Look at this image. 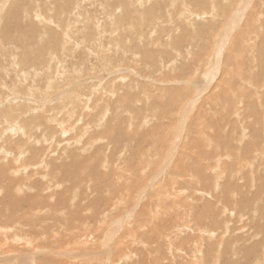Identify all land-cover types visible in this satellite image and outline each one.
<instances>
[{
	"label": "rangeland",
	"instance_id": "rangeland-1",
	"mask_svg": "<svg viewBox=\"0 0 264 264\" xmlns=\"http://www.w3.org/2000/svg\"><path fill=\"white\" fill-rule=\"evenodd\" d=\"M239 3L0 0L10 264H264V0Z\"/></svg>",
	"mask_w": 264,
	"mask_h": 264
},
{
	"label": "bare ground",
	"instance_id": "bare-ground-1",
	"mask_svg": "<svg viewBox=\"0 0 264 264\" xmlns=\"http://www.w3.org/2000/svg\"><path fill=\"white\" fill-rule=\"evenodd\" d=\"M243 2H244V0H242V4H240L239 6H238V9L234 12V13H232V14H234V15H232V18L234 19V17H237L238 16V14H239V12H240V10H241V8H242V6L244 7V4H243ZM214 9H213V11L214 10H216L217 9V5H214V7H213ZM229 10V9H228ZM227 12V11H226ZM228 14V13H227ZM234 16V17H233ZM231 18V17H230ZM229 18V19H230ZM228 22H230V24L232 23L231 21H229L228 20ZM234 23V22H233ZM227 24V23H226ZM227 25H229V23L227 24ZM234 25V24H233ZM232 25V26H233ZM231 28L232 27H229V31L231 30ZM226 30H227V28H224V30H223V32H221L222 34H224V36H222V34L220 35V37H219V39H217L218 41H217V44H216V46L218 45V47L221 49L222 48V46L224 45V39H225V36L227 35V32H226ZM223 40V41H222ZM218 54H219V51H215V56L213 55V58L209 61V65L207 66V67H205V79H206V81L207 82H205L204 83V87L203 88H205L207 85H208V83H210L211 81H210V79H212L213 77H214V75L216 74L215 72H216V70H217V67H218V62H219V56H218ZM260 63H261V61H260ZM208 64V63H207ZM214 85V84H213ZM201 86V85H200ZM199 86V87H200ZM208 87V86H207ZM210 87V86H209ZM213 87V86H212ZM212 89V88H211ZM188 94H190V92H188V93H186V94H182V93H180V97L182 98V99H184V98H186L187 96H188ZM198 94H199V92H198ZM192 96V95H191ZM197 96V95H196ZM196 98V97H195ZM191 100V99H190ZM190 100L188 101V104H190L191 102H190ZM192 101V100H191ZM186 103V102H185ZM184 103V104H185ZM187 104V105H188ZM191 106V105H190ZM188 107V106H187ZM183 112V111H182ZM187 112V110L185 111V113ZM183 114H184V112H183ZM179 115V114H178ZM183 116V115H182ZM181 116V119L179 120V123H178V127L179 126H181V123H182V121H183V119H186V118H183ZM192 119V118H191ZM177 127V128H178ZM193 128V127H192ZM178 137H179V133L177 134V138L176 139H178ZM119 138V137H118ZM22 142V141H21ZM172 151H173V148L171 147L170 148V152H168L167 154H166V156L164 157V161L163 162H166L164 165H166L167 163H168V161H169V159H170V154L172 153ZM252 153V152H251ZM260 153V152H259ZM253 154V153H252ZM263 154V153H262ZM261 154V155H262ZM250 155V158L252 157V155L251 154H249ZM260 155V156H261ZM256 156V155H255ZM39 157V156H38ZM206 157V156H205ZM249 157V156H248ZM253 159V158H252ZM251 160V159H250ZM41 161V160H40ZM213 162V161H212ZM73 163V162H72ZM37 164V163H36ZM35 164V165H36ZM56 164V163H55ZM57 165V164H56ZM42 166H44V165H42ZM54 166V165H53ZM257 166V165H256ZM74 167L75 166H72L71 168H68L67 170H66V173H70V171L73 173V169H74ZM151 168H153L152 167V165H151ZM151 168H150V170L148 171V173H151L152 172V170H151ZM155 168V167H154ZM165 168V167H164ZM154 170V169H153ZM92 171L90 170L89 171V174L91 173ZM231 173V172H230ZM247 173V172H246ZM256 173V172H255ZM92 174H95L94 172H92ZM91 174V175H92ZM68 176H71L72 174H67ZM149 175V174H148ZM62 176V175H61ZM262 176H264V175H262ZM262 176H260V178L262 177ZM2 177V176H1ZM6 177V176H5ZM259 178V179H260ZM264 178V177H263ZM157 179H159V178H157ZM157 179H156V175L152 178V180H149L148 182H147V184H146V189H148V192H147V194L150 192L151 193V190H149V189H153V187H155L154 185H156L157 184V182H159V180L157 181ZM208 179V178H207ZM230 179V178H229ZM227 180V179H226ZM261 180V179H260ZM219 181V180H218ZM263 182V181H262ZM212 184V183H211ZM217 184V183H216ZM263 184V183H262ZM81 186V185H80ZM211 186V185H210ZM212 187V186H211ZM218 187V186H217ZM237 188V187H236ZM261 188V186H259L258 187V189H260ZM0 190H2V188L0 189ZM98 190V189H97ZM153 191H155V190H153ZM198 191V190H197ZM205 191V190H204ZM203 191V192H204ZM260 191V190H259ZM144 192V191H143ZM201 192V191H200ZM241 192V191H240ZM146 193V192H145ZM144 193V194H145ZM153 193V192H152ZM260 193V192H259ZM62 194H60V195H58V201L62 204V198L60 197ZM216 195V194H215ZM255 196V195H254ZM32 197V196H31ZM31 197H29L28 199H25L24 201H26L25 202V208H29V207H26V206H35V205H37V203H34V202H32V200H30V199H32ZM34 197V196H33ZM48 197V196H47ZM8 198V197H7ZM214 198V197H213ZM215 199V198H214ZM29 200V201H28ZM259 200V199H258ZM15 201V200H14ZM23 201V202H24ZM249 201V200H248ZM253 201V200H252ZM22 202V201H21ZM36 202V201H35ZM33 203V204H32ZM43 203H44V201H43ZM43 203H42V201H40V202H38V204L39 205H43ZM104 203V202H103ZM45 204V203H44ZM59 204V203H58ZM11 205H19V206H24V203H23V205L21 204H19V203H17L16 201L15 202H11ZM60 205V204H59ZM129 205V204H128ZM133 207V206H132ZM155 207V206H154ZM21 209V208H20ZM19 209V210H20ZM126 211V210H125ZM220 211V210H219ZM38 215V214H37ZM211 215V214H210ZM114 216V215H113ZM215 217V216H214ZM217 221V220H216ZM116 223V222H115ZM187 230V229H186ZM111 231V230H110ZM109 231V232H110ZM113 232V231H112ZM18 234V233H17ZM114 234V233H113ZM211 234V233H210ZM12 238V237H11ZM26 239V238H25ZM24 239V240H25ZM96 239H97V237H96ZM108 239V238H107ZM264 239V238H263ZM29 240V239H28ZM98 241H95V242H97V243H99V239H97ZM105 240L106 239H104L103 241L105 242ZM103 241H101V242H103ZM1 243H2V245L0 246V251H2V252H4V254H1V256H2V258H0V264H10V263H12V259H16L18 256H17V254H15V253H12V252H5V250H7L6 248H7V243L6 242H4L3 243V241H0ZM33 242V241H32ZM100 242V243H101ZM26 243V246L28 245V243L27 242H25ZM264 243V242H263ZM18 247V246H17ZM24 247V246H23ZM5 248V249H4ZM9 249H11V250H17L16 249V247H12V246H9L8 247ZM21 250V249H20ZM197 252V251H196ZM93 254V253H92ZM96 254V253H95ZM98 254V253H97ZM69 255V254H68ZM74 255H76V254H74ZM84 257L83 258H85V256L87 255V253H85V254H82ZM23 257V256H22ZM86 259V258H85ZM21 260V259H20ZM38 262L39 263H41V264H55V262L54 261H52V260H43L42 258H40L39 260H38ZM21 264H23V263H21Z\"/></svg>",
	"mask_w": 264,
	"mask_h": 264
}]
</instances>
